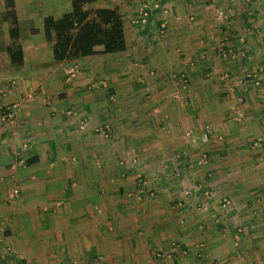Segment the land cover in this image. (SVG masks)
Here are the masks:
<instances>
[{
    "label": "crops",
    "instance_id": "obj_1",
    "mask_svg": "<svg viewBox=\"0 0 264 264\" xmlns=\"http://www.w3.org/2000/svg\"><path fill=\"white\" fill-rule=\"evenodd\" d=\"M157 1L99 0L121 13L127 49L63 62L42 19L71 0H16L22 66L0 24V264H264V92L245 79L264 66V5L250 17L248 0L234 3L223 22L214 10L228 0ZM202 153L210 165L194 182ZM193 183L233 203L216 224L208 211L221 200L189 209ZM161 249L173 256L153 262Z\"/></svg>",
    "mask_w": 264,
    "mask_h": 264
},
{
    "label": "trees",
    "instance_id": "obj_2",
    "mask_svg": "<svg viewBox=\"0 0 264 264\" xmlns=\"http://www.w3.org/2000/svg\"><path fill=\"white\" fill-rule=\"evenodd\" d=\"M99 0H71V10L61 16L47 14L42 19L45 40L52 44L53 60L88 58L100 54H116L127 49L123 17L116 8L97 7ZM1 20L8 25L7 59L22 66L25 53L20 16L16 0H0ZM33 34L39 33L32 29ZM32 161H27L31 164Z\"/></svg>",
    "mask_w": 264,
    "mask_h": 264
},
{
    "label": "rangeland",
    "instance_id": "obj_3",
    "mask_svg": "<svg viewBox=\"0 0 264 264\" xmlns=\"http://www.w3.org/2000/svg\"><path fill=\"white\" fill-rule=\"evenodd\" d=\"M41 1H43V0H41ZM238 0H236V1H232V0H228V6L227 7H223V8H215V10H214V15H215V18H216V20L217 21H223V22H225V21H230L231 19H233L235 16H236V13L234 12V7H233V4L234 3H236V4H241V3H245V1L244 0H240V1H238ZM247 2V1H246ZM214 3V2H213ZM248 3H249V5H250V7L252 8L251 10H253V12H252V14L250 15V17L251 16H253L254 14H255V12H256V10L258 11L259 10V8L261 9V7L264 5V0H250V2L248 1ZM215 5V4H214ZM235 6V5H234ZM220 10H224L225 12H226V14H227V18L226 19H224V20H221L218 16H219V11ZM20 12H22V16L24 17V12H25V18H22V20L24 21V23H26V24H28L27 22H28V18L26 17V14L28 13V9H24V10H22V11H20ZM258 15V14H257ZM4 22L1 20V16H0V24H3ZM5 24V23H4ZM256 24V23H255ZM0 26H2V25H0ZM255 27V26H254ZM255 30H256V27H255ZM0 35H1V33H0ZM243 54V53H242ZM5 62V59L3 60L2 58H1V56H0V66L3 64ZM260 67V66H259ZM264 67V66H263ZM256 69V68H255ZM254 70V69H253ZM231 78V77H230ZM238 80H240V79H236V81H238ZM262 89V88H261ZM264 92V91H263ZM260 94H263V99H262V102H264V93H260ZM242 98V100H243V97H241ZM241 100V101H242ZM240 115H239V117H241V112L239 113ZM243 115V114H242ZM239 122V121H238ZM187 137L188 138H190V139H193L194 138V134H188L187 135ZM196 137V136H195ZM260 138H258L257 140H259ZM201 140V139H200ZM261 143L263 142V141H260ZM260 143V144H261ZM207 144V143H206ZM203 156H206V161L205 162H202V159H203ZM199 162V163H198ZM210 163V158H209V155H207V153H202L201 154V157H200V159L197 161V164L198 165H196L195 166V170H194V172H195V174H194V176H193V178H194V182H195V180H196V177L198 176V174H200L201 176H203L204 175V173L206 172V170L208 171V167H209V164ZM181 171V170H180ZM183 173V172H182ZM196 176V177H195ZM178 177H180V175L178 176ZM198 178H200V177H198ZM183 180H184V178H183ZM196 183H198V184H196ZM196 183H193L194 185H191V189H189V195H191V197L189 196V195H187V196H189V198H193V199H196L197 200V203H195L194 205H196V206H194V205H191V207L189 208L190 210H192V211H194V212H197V213H201V214H206L207 212H205L204 211V209H203V207L201 206V199L200 198H205V193L208 191L209 192V196L210 197H207V199H215V200H217V202L219 203V200H222V198L219 196V194H217L216 192H214V191H212V190H205V191H202L203 192V194H200V196L198 195H195L196 194V192L195 191H198V189H193V187H196L195 186V184L196 185H198L197 187H199V184H201L202 183V185H203V187H205L204 185H206V183H205V181H204V179H202V182H201V179L199 180H197L196 181ZM187 191V190H186ZM202 192H199V193H202ZM139 194H137V197H140L141 196V193H142V191H139L138 192ZM185 194V193H184ZM199 197V198H198ZM221 198V199H220ZM199 200V201H198ZM179 201L180 200H178V202H177V204L179 203ZM233 203L231 202V204L227 207V208H222L223 210H226V209H228L231 205H232ZM220 206V205H219ZM219 206H214V208L212 209V210H210V211H208V214H209V212H210V216L212 217V219L213 220H215V221H212L214 224H216V222H218V220H220V219H217V218H219V217H217L218 215H216L217 213H216V209H219L220 210V208H221V206L219 207ZM179 208H180V211H181V208H182V206H180L179 205ZM204 211V212H203ZM181 213V212H180ZM239 228H241L240 230L243 232L244 231V227L243 226H241V227H239ZM173 242H175V243H178L179 241L178 240H176V239H174V241ZM173 245V244H172ZM172 252H173V250L172 251H167V250H164V249H161V250H159L158 251V253L160 254V256L158 255V254H155V256H153V258H152V261L153 262H155V260H154V258H157V259H171V258H169L171 255H172ZM173 256V255H172ZM186 257L187 256H189L188 254L187 255H185ZM191 260H192V258H191ZM192 262V261H191ZM190 262V263H191Z\"/></svg>",
    "mask_w": 264,
    "mask_h": 264
},
{
    "label": "built area",
    "instance_id": "obj_4",
    "mask_svg": "<svg viewBox=\"0 0 264 264\" xmlns=\"http://www.w3.org/2000/svg\"><path fill=\"white\" fill-rule=\"evenodd\" d=\"M232 1H236V0H232ZM161 4H162L161 0H158L157 2H155L153 4V7L156 8V9H162V5ZM151 9L152 8L150 6V2L145 1V3L142 4V6L140 7V11H139L141 21L146 22V20L149 19ZM218 13H219L218 17L221 20H224V19L227 18V14H226V12L224 10H220ZM164 28H165V25L162 26V31H161L162 34H164ZM223 52L227 56H228V54L232 53V51L227 53L225 51V49H223ZM234 55H235V53H234ZM78 73H79V68L78 67H71L70 69H68L66 71L67 79L71 80ZM230 77L231 76H230L229 73H224L223 76H222V79L228 81V80H230ZM245 79L248 80V82H250V84L254 88H256V89L263 88V91H264V67L263 66H260V67L254 69V70H250L249 72H247L246 76H245ZM180 81L182 82L183 86L187 85L188 80L184 76L180 78ZM237 83L242 84L243 81L242 80H238ZM11 117H12V114H11V112H9V109H8L4 113L3 119L7 120V119H11ZM99 131L103 134V136L105 138H108L111 135L109 133V131H107L105 129L101 128V129H99ZM201 139H202L203 142H210L211 141V139H212V127H211V125H209V124L205 125V128H204V130L202 132V138ZM260 141H263V140L259 139V141H257L256 143L260 144L261 143ZM205 159H206V156H203L202 162H205L206 161ZM19 195H20L19 189H14L11 192V194H10V198L11 199H15ZM207 197H210L208 191L205 193V198H207ZM230 204H231V201L229 199H226V198H224V199H222L220 201V206H221V208H224V209L227 208ZM159 256H160V254H159Z\"/></svg>",
    "mask_w": 264,
    "mask_h": 264
}]
</instances>
